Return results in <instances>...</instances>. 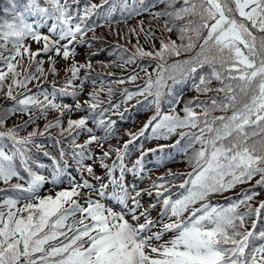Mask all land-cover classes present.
I'll list each match as a JSON object with an SVG mask.
<instances>
[{"label": "snow or ice", "instance_id": "snow-or-ice-1", "mask_svg": "<svg viewBox=\"0 0 264 264\" xmlns=\"http://www.w3.org/2000/svg\"><path fill=\"white\" fill-rule=\"evenodd\" d=\"M47 2L52 5L51 9L42 7L40 0H27L22 5L12 0L13 18L0 22V40L10 41L13 45V55L4 57L0 54V60L7 68V71L0 68V89L11 73L12 84L8 85L7 95L12 99H16L12 95L13 84L25 87L34 78L26 75L24 80L17 79L21 73L16 69L21 65L16 58H23L27 53L32 61L40 55L39 51L32 52L25 46L26 38L30 37L37 43L43 41L42 51L45 53L58 44V41L38 31L44 26L43 22L34 25L28 22V17L37 16L41 21L54 20L50 31L59 40H69V43L78 34L83 36L92 30L88 26L81 27V23L97 5L86 8L84 17H77L81 23L73 24L66 4H61L60 0ZM159 2H167L172 10L155 13L154 16L168 17L164 30L171 33L175 29L181 43L171 39L161 41L159 50L155 49V45H152L153 50L137 46L136 52L124 61L134 63L137 57L158 61L155 80L146 68H142L148 76L144 88L136 93L125 90L127 100L134 96H152L154 99L151 102L156 105L157 113L144 130L136 135L129 134L132 138L124 145V151H116L123 162L128 144L137 135L143 136L157 117L160 120L152 128L153 136L158 135L160 129H166L165 139L177 129L198 128L202 122L199 134L180 133L181 138L189 135L201 145L192 157L193 171L188 174L189 179L180 185L187 189V195L176 200L170 196L163 199L162 215L168 216L169 222H161L162 230L159 232L152 231L157 221L148 218V210L140 214L145 222L139 223L140 216L136 215L138 201L135 202L137 208L130 210L131 221L125 218L124 212H116L90 199L86 206H82L76 198L81 195V188L92 187L87 181L82 184L70 182V189L61 190L54 197H41L39 189L45 183V177L32 171L24 150L36 133L18 138L16 130L10 129L7 133H0V181L8 184L13 178L24 179L17 169V158L29 179L27 187L22 184L11 186L18 190L19 198L9 197L0 202V264H264V230L255 231L264 202L258 208H253L250 203L258 193H245L242 199L227 207L215 206L209 200L211 196L234 189L257 176L256 186L264 187V0H183L179 8L175 7L179 0ZM140 3L143 4L144 0ZM113 11L115 2L105 17L106 22L111 20ZM143 11L148 9L145 7ZM136 14L139 12L136 11ZM186 17L190 18L187 23L177 28L175 21ZM148 37L151 38L152 34L149 33ZM197 46L199 51L195 56L167 64L169 57H180ZM62 47L63 57L67 59L71 54L69 46L65 44ZM55 50L59 55L60 47ZM35 63L39 65L42 62ZM205 66L210 69V74L199 75ZM37 71L43 70L37 67ZM71 71L75 76L79 68L74 65ZM185 77L198 78L199 83L194 84L196 91L222 92L223 99L212 98L207 102L210 106H204L200 114L193 110V102L184 106L183 117L161 113V90L166 86V80L180 82ZM130 79L135 81L137 76L133 75ZM213 80L219 81L221 87L211 88L209 85ZM93 99L98 97L93 94ZM45 100L48 101L47 95ZM17 103L21 112L28 111L29 105L60 107L52 101L43 104L34 96ZM90 107L95 108L96 104ZM171 111L175 113V108ZM216 111L231 114L213 116L209 120L210 114ZM2 122L3 118H0ZM104 123L99 121L101 127ZM85 124L86 118L70 120L69 128ZM88 131L91 132V129ZM5 138L13 142L8 151L3 142ZM96 140L95 136L91 138V141ZM108 155V152L104 153V156ZM142 158L137 160V165ZM87 171L92 173V168H87ZM169 175L174 177L176 174ZM53 182H58V176ZM154 187L168 191L164 184H154ZM156 195L163 197L164 192L157 191ZM21 199L25 201L22 206ZM121 203H124L123 198ZM197 204L199 207H195ZM242 205L247 206L244 213L239 211ZM185 213L188 215L185 216ZM77 215L81 218L73 219L69 224V219ZM253 216L256 220H253L252 230L249 231L246 220ZM169 232L173 233L172 238L159 243Z\"/></svg>", "mask_w": 264, "mask_h": 264}, {"label": "trees", "instance_id": "trees-1", "mask_svg": "<svg viewBox=\"0 0 264 264\" xmlns=\"http://www.w3.org/2000/svg\"><path fill=\"white\" fill-rule=\"evenodd\" d=\"M20 5L27 2V0H16ZM61 4H66L72 19V23H81L80 19L85 15L84 10L90 8L92 5H97L88 17L81 23V27H91V31H87L85 35H77L74 41L69 43V40H59V37L50 31V26L55 23L54 20L45 19L41 21L40 17L31 16L28 17V22L32 24H38L43 22L44 26L41 28H46L50 22L52 24L47 29V36L52 40L60 42L59 44L61 51L57 55L56 47H52L49 52H43V44L41 47H34L32 39L26 38L24 44L29 47L32 52H40L39 56H36L34 60L30 61L28 54L26 53L23 58L17 57L16 60L20 62L21 66L17 67V71L21 73L18 80H24L26 75H32L34 78L27 82L25 87H20L17 84L12 85V95L16 99H12L7 95L8 85L12 84V75L9 73L7 79L4 82V87L0 89V118H3V122L0 123V133H7L10 129H15L18 138L29 137L30 133L35 132L36 135L31 137V143L24 146L25 154L28 158L29 167L32 171L36 172L38 175L43 177H50L52 173L59 171L60 166L58 164H53L50 155H54L60 159H70L71 157H80L83 161L86 160L87 151L79 148V128L73 125L69 128L70 120H78L77 112L76 116L73 118L71 111L69 110L68 97L71 95L72 85H75L76 81H81L85 85L93 89L98 99L94 100L92 98L91 104H96L95 108L89 107L93 112H98L103 114V61H106L111 67L118 70L120 79L123 83H119L128 93H136L144 88L148 76L142 68H146L148 73L152 74L153 80L156 78V65L157 60L144 57L135 60L134 63H124L128 57L132 56L136 52L137 46L143 47L145 50H153L152 45H155V49L159 50L161 47V41L168 42L169 39L175 40L178 44L181 43L179 40L178 32L174 29L171 33L164 30V24L168 17L154 16L155 13L171 11L172 9L168 7L167 2H159V0H144L141 4L140 0H110V2H115V17L119 19L114 21L105 20V14H108L109 7L103 8V0H60ZM12 0H0V22L4 19L11 20L14 13L11 11ZM42 7H47L51 9L52 5L47 2V0H40ZM183 4V0H179L175 7L179 8ZM155 5V6H153ZM148 11H143L144 8ZM7 9V11H5ZM135 9L139 12L136 14ZM122 13V16H121ZM190 19L186 17L184 20L175 21L177 28ZM171 26V24L169 25ZM143 29V31H141ZM135 30V31H133ZM42 35H45L42 31H39ZM151 33L152 37L149 38L148 34ZM103 35H108L112 39L111 43H106ZM64 41V43H63ZM104 43V44H103ZM202 43V40L200 41ZM7 45L6 47H0V54L4 57H10L13 55V45L10 41L0 40V45ZM67 44L71 51V54L67 59L63 57V45ZM199 51V46L193 49L191 52L181 55L180 57H169L167 59V64H172L176 60L188 59L196 55ZM108 53V56L104 54ZM35 61H41L39 65ZM16 61H14L15 63ZM62 63L61 69L70 73V78L61 81L57 87H64L68 84L66 91L64 88L56 89L57 93H62L64 98H49L48 101H52L59 108L52 107H40L37 105H29L28 111L21 112L18 109L21 107L18 105V101L22 100L28 96H34L43 104H47L48 101L45 100V95L49 93V88L53 87V81L57 75H59L60 63ZM31 63V67L29 64ZM79 68V72L74 76L71 69L73 66ZM91 67H88V66ZM37 67L42 68L41 71H37ZM0 68L7 71L3 60H0ZM55 68V71L52 69ZM210 69L205 66L203 70L199 72V75H209ZM136 75L137 79L132 81L131 76ZM199 83L198 78H188L185 77L180 82H173L172 80H166V86L161 90L162 95L160 97V111L167 112L171 114H179L183 117L185 114L180 111L189 102H193L192 108L196 106H205L212 98H219L218 92L211 91L207 93H201L196 91L194 84ZM72 84V85H71ZM97 86L98 89H94ZM211 88L216 89L221 87L219 81L213 80ZM55 90V91H56ZM155 90V88L153 89ZM221 97V96H220ZM154 98L152 96H134L133 99L128 100L126 109L129 112L137 111L140 112L139 115L145 121L149 119L147 112L156 114L157 108L151 101ZM223 99V97L219 98ZM171 101L172 103H169ZM67 105L68 107H65ZM210 106V105H207ZM175 108V113L171 111ZM79 110V108H77ZM231 113H224L220 111L212 112L208 119L210 120L213 116L230 115ZM51 125V126H49ZM200 125H203L201 122ZM165 129L163 132L159 133V137L164 136ZM182 129H177L176 133H181ZM7 145L6 151L13 147V142L7 138L3 141ZM158 145H161V141H156ZM201 145H196V151L200 149ZM37 153L38 159L35 161L34 156ZM192 156H189L190 161H192ZM17 169L22 171L24 174V182H15L13 178L8 184L0 181V190H7L14 184H22L27 187V181L29 179L24 166L19 162L17 158ZM64 169V168H63ZM65 170V169H64ZM66 171V170H65ZM67 172V171H66ZM20 180V179H16ZM250 193H256L249 190ZM264 202L263 199H255L251 204L253 208H258L260 203ZM247 210L240 211L241 213ZM256 217H250L246 220V227L249 231L252 230L251 224ZM264 230V209L261 210V216L256 223L255 231L259 232ZM259 243V241H257Z\"/></svg>", "mask_w": 264, "mask_h": 264}, {"label": "rangeland", "instance_id": "rangeland-1", "mask_svg": "<svg viewBox=\"0 0 264 264\" xmlns=\"http://www.w3.org/2000/svg\"><path fill=\"white\" fill-rule=\"evenodd\" d=\"M123 198L124 200V197H121V199ZM121 199L119 200V203L121 204ZM106 208H110L116 212H124L126 214L125 218L126 219H129L131 221L132 217H131V213H130V210L133 209V208H136V204H129L128 203V206H124V207H121V206H112L110 203H108V205L105 206ZM160 208H163V204L160 206ZM139 209L137 208L136 210V215L137 216H140V220H139V223H142V217L140 215V212L138 211ZM153 232H159L161 230H156L155 227H153L152 229Z\"/></svg>", "mask_w": 264, "mask_h": 264}]
</instances>
